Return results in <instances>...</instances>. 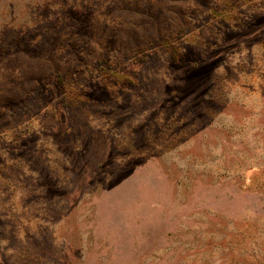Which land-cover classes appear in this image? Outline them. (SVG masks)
Instances as JSON below:
<instances>
[{"label":"rangeland","instance_id":"obj_1","mask_svg":"<svg viewBox=\"0 0 264 264\" xmlns=\"http://www.w3.org/2000/svg\"><path fill=\"white\" fill-rule=\"evenodd\" d=\"M0 264H264V0H0Z\"/></svg>","mask_w":264,"mask_h":264},{"label":"trees","instance_id":"obj_2","mask_svg":"<svg viewBox=\"0 0 264 264\" xmlns=\"http://www.w3.org/2000/svg\"><path fill=\"white\" fill-rule=\"evenodd\" d=\"M42 7H45V6H42ZM36 23H38V21L35 20V19H32V21H31V23H30V24H31L30 26L34 27V24H36ZM10 24H12V23L5 24V26H3V28H7V26H9ZM23 24H25V23H21V24H19V25H17V26H19V28H20V27H28V26H25V25H23ZM10 26H12V25H10ZM37 38H38V36H36L35 39H32L31 42L35 40V43H36V39H37Z\"/></svg>","mask_w":264,"mask_h":264}]
</instances>
